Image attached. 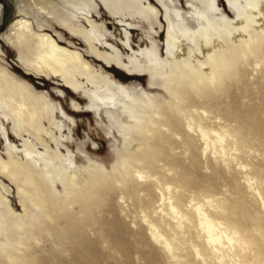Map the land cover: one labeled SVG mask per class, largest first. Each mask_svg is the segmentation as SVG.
I'll return each instance as SVG.
<instances>
[{"label":"bare ground","instance_id":"6f19581e","mask_svg":"<svg viewBox=\"0 0 264 264\" xmlns=\"http://www.w3.org/2000/svg\"><path fill=\"white\" fill-rule=\"evenodd\" d=\"M15 2L17 18L0 32L10 22L1 36L20 66L59 77L90 110L119 107L123 143L110 169L92 162L78 171L48 98L0 66V264H90L96 241L147 264H264V0H227L230 11L220 0H186L185 8L173 0ZM99 9L123 28L121 50L106 43L110 34L93 18ZM38 17L124 73L94 68ZM139 24L155 36L125 64L120 52L132 50ZM108 71L121 80L148 72L163 93H135Z\"/></svg>","mask_w":264,"mask_h":264},{"label":"rangeland","instance_id":"374dc122","mask_svg":"<svg viewBox=\"0 0 264 264\" xmlns=\"http://www.w3.org/2000/svg\"><path fill=\"white\" fill-rule=\"evenodd\" d=\"M6 1L10 4H14L15 0ZM220 1V10L224 8L229 11L231 10V6L227 4V0ZM173 2L176 7H186V0H173ZM15 6L16 7L13 9L9 20L17 18L16 14L19 5L15 2ZM93 18H96L97 23L104 24L105 30L110 34L106 37V43L114 45V47H117V50H121L124 42V30L120 26L119 22L110 17L108 14H105L104 11L100 9L98 15L93 14ZM161 20H163L162 17ZM37 22L41 24L50 34L55 36L57 40L65 45L73 46V48L80 51L84 55V58L90 62L94 68L99 69L103 65L107 66L108 70L113 68L117 71V74L124 73V71L116 65L114 60H111L109 64L102 61H92L94 60V57L88 53L87 47L83 41L80 38L71 36L65 29L60 28L56 22L52 20L46 21L40 17H38ZM154 28L155 33L163 30V28H157L156 25ZM148 32L149 31L144 24H139L135 31H132L129 35L132 50L120 52L121 58L125 64H127L129 57L131 58L134 55H137L139 51L144 49V42L149 44L147 39L148 35L155 36L152 33L148 34ZM161 34L162 37L156 39L155 41L159 45H161V41L164 39V33ZM104 45L105 44H103V46ZM147 47L149 46L147 45ZM24 51H26V49H24ZM100 51L105 54H112V51L107 45H105ZM161 57L163 59L165 58L164 51ZM19 60L17 51L8 45L0 33V66L6 68L19 80L25 81L35 92L42 93L48 98L49 102L55 108L57 114L56 121L61 124L60 132L62 133L63 138H61L60 142L67 145V148L71 151V156L75 158V165L78 171L80 169L82 171L83 167L92 162L102 165L106 169H110L112 164L115 162L117 154L123 143V138L118 130V126L113 119V116H121V109L119 107L107 109L100 107L98 110H90L88 108L90 102L82 92H76L70 88H65L59 77L48 76L40 78L35 76L32 72L30 73V71H24L19 64ZM13 67L19 69L22 74L29 73V76L33 77L32 81L16 74L12 69ZM108 74L115 80H120L121 84L131 91L134 90L133 92L135 93L148 91L152 86L156 88L153 92L163 93L161 80L158 78H151L148 72H141L140 74L136 73L135 76H130L125 80H121L117 75L110 71H108ZM74 104L78 109H74ZM1 120L3 121V128L5 132L8 133L9 136L14 137L10 121H5L3 118H1ZM45 126L48 127L46 122ZM52 130L55 135L58 136L57 130H55L54 127ZM34 144L40 148L36 142H34ZM21 145V140L15 141V146L19 149L22 148ZM60 149L63 153H65V148L60 147ZM4 154L5 145L3 142V136L0 133V156L4 157L6 160V156ZM6 185H9L10 187L8 199L13 205L15 213L17 215H22L23 212L19 202L20 199L17 196L15 186L10 185L9 182H6ZM58 190L61 191V187L59 185ZM93 246L95 257L90 264H147L146 261L136 253H131L128 256H122L107 249L106 245H102L99 241H96ZM65 261L67 262L66 259Z\"/></svg>","mask_w":264,"mask_h":264},{"label":"water","instance_id":"95a60500","mask_svg":"<svg viewBox=\"0 0 264 264\" xmlns=\"http://www.w3.org/2000/svg\"><path fill=\"white\" fill-rule=\"evenodd\" d=\"M0 4H1V6H2V9H3V13H2V15H1V19H0V30H2L3 28H4V26L7 24V22H8V19H9V7H8V5H7V2H6V0H0ZM13 69V71L16 73V74H18L19 76H21V77H26V79H28V80H30V81H32V77L31 76H24L22 73H21V71L19 70V69H17V68H12Z\"/></svg>","mask_w":264,"mask_h":264},{"label":"flooded vegetation","instance_id":"af4514ba","mask_svg":"<svg viewBox=\"0 0 264 264\" xmlns=\"http://www.w3.org/2000/svg\"><path fill=\"white\" fill-rule=\"evenodd\" d=\"M6 2H7V1H6ZM8 3H9V2H8ZM9 6H10L12 12H13V9H15V7H16V6H15V1H14V4H10V3H9ZM0 11H1V12H0V19H1V15H2V13H3V9H2L1 4H0ZM10 15H11V13H10ZM10 15H9V18H10ZM12 20H13V19H12ZM12 20H11V21H12ZM8 21H9V19H8ZM11 21H10V22H11ZM10 22H9V24H10ZM9 24H8V25H9ZM8 25H7V26H8ZM7 26L5 27V29L7 28ZM5 29H4L3 31H5ZM3 31H2V32H3ZM2 32H0V33H2Z\"/></svg>","mask_w":264,"mask_h":264}]
</instances>
